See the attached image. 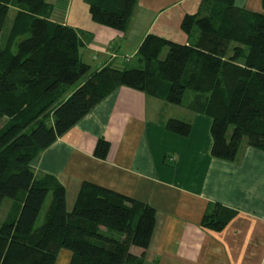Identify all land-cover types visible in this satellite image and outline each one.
I'll use <instances>...</instances> for the list:
<instances>
[{
    "label": "trees",
    "instance_id": "1",
    "mask_svg": "<svg viewBox=\"0 0 264 264\" xmlns=\"http://www.w3.org/2000/svg\"><path fill=\"white\" fill-rule=\"evenodd\" d=\"M84 1L94 22L118 31L126 29L136 3ZM261 5L264 10V0ZM10 9L7 42L0 46V207L4 199L12 207L0 221V264H54L61 248L71 252L69 264H144L154 208L83 181L67 210L63 185L30 166L119 86L174 105H183L185 92L193 91L186 107L211 119L215 158L235 160L243 140L264 151V13L240 8L235 0H200L197 11L180 22L185 34L196 35L193 43L147 33L136 51L139 66L91 70L80 57L76 30L50 20L45 0H0V35ZM164 124L182 136L191 128L178 118ZM108 148L98 138L93 155L104 159ZM231 215L214 204L201 225L218 231Z\"/></svg>",
    "mask_w": 264,
    "mask_h": 264
},
{
    "label": "crops",
    "instance_id": "2",
    "mask_svg": "<svg viewBox=\"0 0 264 264\" xmlns=\"http://www.w3.org/2000/svg\"><path fill=\"white\" fill-rule=\"evenodd\" d=\"M45 2L51 6L50 20L76 30L82 42L80 57L91 70L139 66L136 51L147 33L185 44L196 38L185 34L180 22L197 11L200 0H136L123 31L94 22L84 0ZM235 4L264 13L261 0ZM172 106L119 86L39 151L30 166L34 173L50 174L63 185L67 210L83 181L154 208L144 264H264V151L243 140L235 160L215 158L210 154L211 119ZM169 118L189 121V134L166 129ZM98 138L109 143L104 159L93 155ZM214 204L232 212L218 231L201 225ZM63 250L64 259L57 257L54 264H69L71 252Z\"/></svg>",
    "mask_w": 264,
    "mask_h": 264
},
{
    "label": "rangeland",
    "instance_id": "3",
    "mask_svg": "<svg viewBox=\"0 0 264 264\" xmlns=\"http://www.w3.org/2000/svg\"><path fill=\"white\" fill-rule=\"evenodd\" d=\"M13 15H14V9H10L9 12H8V15L6 17V20H5L1 35H0V46H2V47L6 45L7 34H8V30H9ZM19 39L20 38H18L16 40V43L19 41ZM15 47H16V44L12 47V51H15ZM165 52L166 51H164V52H162L160 54L161 58L165 55ZM192 93H193V91L187 90L185 92V95H184L183 105H174V104L170 103L171 105H173L172 107H170V109H188L186 107V103H187L186 101H189L191 99ZM48 121H51L50 117H49ZM48 200H49V198L46 199V202L44 203L42 209L40 210L39 215H38V217L36 219V222H35V226H38V225L41 224V222L43 220V217H44L45 209H46L47 204H48ZM11 207H12V204H11L10 199H4V201L2 202V205L0 207V221H1V219H4L5 217H7L8 211L10 210ZM108 234H111L113 236L119 235V233L116 232V231H109ZM63 252H64V250L62 248L59 249L58 253H57V257L58 258L62 257L64 259L65 256L63 257V255H64Z\"/></svg>",
    "mask_w": 264,
    "mask_h": 264
}]
</instances>
